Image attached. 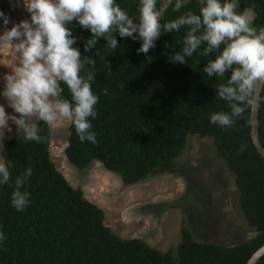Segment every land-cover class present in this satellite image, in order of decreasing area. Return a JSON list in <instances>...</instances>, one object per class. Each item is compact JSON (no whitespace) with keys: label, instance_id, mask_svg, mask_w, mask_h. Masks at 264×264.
<instances>
[{"label":"trees","instance_id":"1","mask_svg":"<svg viewBox=\"0 0 264 264\" xmlns=\"http://www.w3.org/2000/svg\"><path fill=\"white\" fill-rule=\"evenodd\" d=\"M117 3L130 16L138 14L139 0ZM246 9L252 12L254 26L264 28V0H240L238 11ZM188 10L198 12L197 0H189L179 12L168 3L162 22ZM70 27L78 37L89 36L78 26ZM185 31L162 34L150 57L137 54L139 41L119 37L121 44L115 53L108 51L103 40L87 53L95 66L86 65L82 74L96 73L92 88L99 102L92 125L97 143H81L69 125L65 156L79 169L98 161L123 184L131 185L157 168L173 167L185 151L189 135L209 137L216 155L234 175L239 209L257 234L236 246L203 242L183 219L175 249L160 251L140 238H120L105 224L103 209L56 169L49 153L51 131L37 121L42 142H26L17 133L0 150L3 161L11 162L13 181L26 168L33 170L26 186L30 204L24 212L11 206L14 184L0 186V229L7 237L0 243V264H245L264 244V160L251 142L246 122L250 113L246 111L229 129L209 122L211 113L228 110L215 95L227 74L223 80L207 77L202 68L215 54L205 56L202 49L187 58L186 64L170 61V55L180 50ZM107 62L112 73L106 77ZM63 87L64 96L70 98ZM258 131L264 148V103L258 109ZM257 264H264V257Z\"/></svg>","mask_w":264,"mask_h":264},{"label":"clouds","instance_id":"2","mask_svg":"<svg viewBox=\"0 0 264 264\" xmlns=\"http://www.w3.org/2000/svg\"><path fill=\"white\" fill-rule=\"evenodd\" d=\"M157 3L139 0L138 14L130 16L117 0H9L11 9L23 8L28 18L15 22L0 9V41L11 44L18 57L11 71L0 79V144L6 133H20L26 142H42L40 121L49 127L67 122L81 143L95 145L92 121L97 117L99 96L92 88L96 73L82 74L86 65L95 66L87 53L101 40L115 53L121 44L119 37L139 41L137 54L147 56L162 34L182 28L186 31L180 50L170 55V61L186 64L187 58L202 49L205 56L215 54L204 64L203 73L222 80L227 74L215 95L228 110L211 113L209 122L229 129L246 111L256 113L264 103V28L254 26L250 12L238 11L240 0H197L198 12L188 10L167 22H162ZM169 3L179 12L189 0ZM70 25L89 36L74 35ZM111 73L107 62L104 75ZM62 85L70 98L64 96ZM246 122L253 123L251 119ZM11 167L10 161H0V186L14 184L11 206L24 212L30 204L31 193L26 186L33 170L26 168L13 181ZM6 239L0 229V243Z\"/></svg>","mask_w":264,"mask_h":264},{"label":"rangeland","instance_id":"3","mask_svg":"<svg viewBox=\"0 0 264 264\" xmlns=\"http://www.w3.org/2000/svg\"><path fill=\"white\" fill-rule=\"evenodd\" d=\"M168 3L161 1V15ZM0 9L15 22L28 18L23 8L11 9L9 0H0ZM153 51L150 49L147 56ZM17 59L12 45L0 41V79ZM6 111L10 109L6 107ZM69 125L58 122L49 127L50 158L71 186L80 188L87 200L103 209L105 224L120 238H140L157 250L167 251L179 243L183 219L203 242L232 245L253 230L239 209L234 175L216 155L211 138L189 135L188 145L173 167L157 168L146 179L125 185L98 161L85 169L68 162L64 149ZM5 135L3 143L13 134Z\"/></svg>","mask_w":264,"mask_h":264},{"label":"water","instance_id":"4","mask_svg":"<svg viewBox=\"0 0 264 264\" xmlns=\"http://www.w3.org/2000/svg\"><path fill=\"white\" fill-rule=\"evenodd\" d=\"M250 119L253 121V123L250 124L251 142H252L253 146L255 147V149L257 150L258 154L264 160V148H263L261 141L259 139V131H258V111L254 114L250 113ZM256 234H257V231L253 229L244 240L242 239L240 242H237V243L229 245V246L239 245L240 243H242L248 239H251ZM216 244L224 245L221 243H216ZM262 257H264V244L261 245L259 248H257L250 255V257L247 259L245 264H257Z\"/></svg>","mask_w":264,"mask_h":264}]
</instances>
